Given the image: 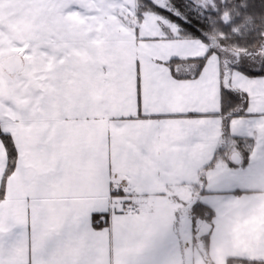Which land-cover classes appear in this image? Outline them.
Here are the masks:
<instances>
[{
  "label": "snow or ice",
  "instance_id": "obj_1",
  "mask_svg": "<svg viewBox=\"0 0 264 264\" xmlns=\"http://www.w3.org/2000/svg\"><path fill=\"white\" fill-rule=\"evenodd\" d=\"M260 8L264 11V3L260 4ZM124 9L127 16L134 17V20L127 22L137 41L154 46V50L160 53L150 56L151 62L168 68L166 79L153 76L146 79L142 64L137 59L135 114L130 113L129 119L156 124L179 121L183 128L195 133L200 120L224 113L227 105L230 115L225 118L229 121V129L231 120L237 117H249L264 123V49L252 53L245 49L236 54L235 64L230 63L225 68L218 61L212 67L216 50L207 48L198 52L190 47V42L181 35L183 30L191 29L197 35L201 33L192 28L188 15L171 4V0H133V3L125 0ZM212 11L219 13L220 8L213 5ZM121 16L124 18V10H121ZM223 22L228 23L227 20ZM204 27V24L200 25L201 29ZM260 38L264 39V30ZM164 45L168 47L162 48ZM256 68L259 70L255 71ZM213 75L221 107L217 112L210 113L200 107L198 95L204 83ZM233 108L236 111H232ZM134 142L138 145L141 141L137 138ZM0 150L3 152L0 163L4 168L0 174V264H20L16 252L27 244L29 229L33 251L32 255L25 251L23 264H37L35 246L44 236L46 228L43 206L33 191L34 186L51 180L49 198L55 201L58 196H63V204L71 207L68 195L85 186L86 169L78 161L64 125L49 118L48 127L42 128L39 122L29 119L27 112L3 96H0ZM37 161L40 168L33 166ZM41 170L49 175L42 177ZM110 176V208L94 207L86 217H79L72 212L61 211L60 205L54 204L55 211H50L49 215L57 219L61 228L67 226L66 239L63 240L67 246L79 248L87 244L89 234L111 232L115 216L142 214L151 209L152 205L141 199L142 192L137 191L138 180L128 178L132 173L121 176L119 172L110 170ZM258 177L264 179V136L252 138L247 156L226 162L222 169L200 178L192 189L194 198L180 200L188 209L190 225L202 223V236L211 242L220 210L226 212L233 200L241 199L236 195L238 190L244 193L255 190L251 185ZM10 182L25 189L23 213L18 211L19 196L9 197ZM29 195L32 199L27 198ZM113 197L116 199L113 200ZM17 228H22V231L16 232ZM137 234L145 246H163L166 242L165 235L159 231L145 233L140 229ZM57 235L60 233L57 232ZM239 258L252 260L253 264H264V258Z\"/></svg>",
  "mask_w": 264,
  "mask_h": 264
},
{
  "label": "crops",
  "instance_id": "obj_2",
  "mask_svg": "<svg viewBox=\"0 0 264 264\" xmlns=\"http://www.w3.org/2000/svg\"><path fill=\"white\" fill-rule=\"evenodd\" d=\"M58 46L56 42L49 43L43 37H39L36 41H30L26 48L18 49L21 51L7 55L22 54L23 68L13 74H8L1 68V62L7 56L0 57V96L18 105L29 114L30 120L39 122L42 128L48 127L49 118L57 124L64 125L66 133L71 137V147L75 149L78 161L86 169L87 183L85 186L68 195L71 207L63 204V196H58L55 201L49 198L51 180L34 186L33 191L43 206V220L46 228L44 236L35 246L37 264H184L183 259L175 254L174 243L180 235V226L173 225V221L179 213L188 220V209L180 200L193 197L192 189L202 178L201 173L208 168L209 162V157L198 150L199 146L192 144L193 140L196 139L198 145L204 148H210L212 157L209 166L214 167L217 159L220 158L225 163H230V156L233 152L239 153L241 158L244 157L237 147L235 138H257L259 137L258 132L229 135L231 140L228 142H225L226 132H212L215 137L212 139V146L209 144L211 132H195L194 134L186 132L178 136L154 135V132H141L143 134L111 132L114 125L121 124L115 122L118 118L109 116L106 117L107 119L101 118L91 113L93 109L87 114L74 113L79 103L70 104V108L66 110L65 101L61 96V82L55 71V65L58 63ZM206 46L208 48L207 44ZM220 107L221 101L219 100L218 108ZM71 108L74 112H70ZM206 111L215 113L216 110ZM209 116L221 117L224 128L226 122L229 123L228 119L223 116ZM237 119L242 121L241 126L246 127L249 119L252 118L237 117ZM120 128L123 129V126ZM149 136L153 138L152 145L149 143L151 141ZM137 138L141 141L138 145L134 142ZM164 139L167 140V148L162 149L160 147ZM175 140L178 146H175ZM117 141H121V144ZM220 148L223 151L217 156ZM165 156L167 167L170 170L173 168L179 170L174 181L161 179L164 167L162 159ZM2 157L3 152L0 150V158ZM33 166L40 168V162L37 161ZM110 170L119 172L121 176L132 173V176L128 178L138 180L137 191L142 192L141 199L151 204V209L142 214L115 216L111 232L89 234L87 244L79 248L67 246L63 243L66 239L67 226L61 228L57 219L49 215L50 211H55L54 204H59L61 211L86 217L87 212L94 207L107 206L110 208L108 194ZM3 171V164L0 163V174ZM41 171L42 177L49 175L46 171ZM137 174H139L138 177ZM251 187L255 190L247 193L238 190L236 195L241 199L233 200L227 211L240 213L239 219L234 221L238 227L247 230L252 228L255 231L261 229L264 232V179L257 178ZM24 191L22 186L10 182L9 197L19 196L18 211L20 213L24 210ZM27 198L32 199V196L29 195ZM223 211L225 210L221 209L220 214ZM196 226L192 225V234H194L192 239L195 244H197L195 241ZM140 229L145 233L162 232L166 237L165 244L156 247L145 246L137 234ZM15 231H22V228H17ZM57 232L60 233L59 236ZM49 235L50 238H47ZM261 238L264 239V236ZM239 241L241 244H246L247 249L250 247V250H254L255 245L260 244V253L250 257L264 258L262 240L251 238L247 240L248 242ZM25 251L28 255H32L31 229H29L27 244L24 248L17 249L16 252V258L20 264H23L25 260ZM231 258L232 264H251L252 262V260H243L239 257L225 256L217 259V262L213 264H228Z\"/></svg>",
  "mask_w": 264,
  "mask_h": 264
},
{
  "label": "rangeland",
  "instance_id": "obj_3",
  "mask_svg": "<svg viewBox=\"0 0 264 264\" xmlns=\"http://www.w3.org/2000/svg\"><path fill=\"white\" fill-rule=\"evenodd\" d=\"M126 2L133 3V0H126ZM124 3L125 0H0V57L21 51L18 49L26 48L30 41H36L39 37H43L49 43L56 42L59 46L55 71L61 82V96L65 101L66 110L70 108V104L79 103L78 109L75 108L74 112L71 108L70 112L87 114L93 109L91 113L101 118L108 116L118 118L115 122L121 124L114 125L111 132L140 134H143L141 132H154V135L173 134V136L189 132L181 126L179 121L156 124L152 121L129 119L130 113L135 114L134 82L137 59L142 64L146 79L153 76L164 80L167 78L168 68L151 62L149 57L160 53L154 50V46L137 41L127 22L134 20V17L126 15L127 10L124 9ZM121 10H124V18L121 16ZM186 40L190 42V47L198 52L207 49L206 44L201 40ZM213 43L216 45V42ZM260 49H264V42L256 50ZM256 50L248 52L252 53ZM223 53V59H220L216 53L213 55L212 67H215L218 61L222 65L221 62L224 59L234 61L239 52L225 48ZM219 100L220 94L213 75L202 86L198 102L203 110L212 112L220 109L218 108ZM221 121V117L208 116L198 122L196 132H211L209 142L211 146L213 145L212 139H215L212 132H226L225 142L231 140L229 135L232 133L253 134L258 132L257 139L264 136V123L254 119H249V124L243 127L240 124L242 121L234 118L231 120L230 129L228 122L224 128ZM120 126H123V129ZM148 138L151 139L149 143L152 145L153 138L150 136ZM117 142L121 144V141ZM166 142L167 140H162L160 148H167ZM192 144L199 146L200 153L209 157L208 168L201 173L202 177L209 176L223 168L225 162L221 158L217 159L214 167L209 166L212 157L210 148L198 145L196 139ZM178 145L175 140V146ZM165 162H167L166 156L162 159L164 167L161 179L174 181L179 170L177 168L170 170ZM197 177L199 178V175ZM239 214L233 211L230 213L223 211L218 218L215 234L211 242L208 241L207 244L205 243L206 238L202 236V223L197 225L195 233L197 244H195L189 218L187 220L179 213L173 221V225L180 226V235L174 243L176 256H180L184 264H213L217 262V259L225 256H257L260 253V244H256L255 249L250 250V247L247 249L246 244H241L239 240L247 241L255 238L264 242L261 238L264 232L261 229L255 231L252 228L247 230L238 227L234 221L239 219Z\"/></svg>",
  "mask_w": 264,
  "mask_h": 264
},
{
  "label": "trees",
  "instance_id": "obj_4",
  "mask_svg": "<svg viewBox=\"0 0 264 264\" xmlns=\"http://www.w3.org/2000/svg\"><path fill=\"white\" fill-rule=\"evenodd\" d=\"M193 2L195 1L171 0V4H175L182 13L188 15V22L192 24V28L201 33L197 35V32L191 29H184L181 33L184 39L202 40L208 45V48L216 50L215 53L220 59L224 57L223 49L225 48L240 53L245 49L256 50L264 42V39L260 38V33L264 30V11L261 10L260 4L264 3V0H223V2L222 0H212V5L208 3V0L200 1L206 3V10L195 6ZM213 5L220 8L219 13L212 11ZM223 20H227L228 23L225 24ZM201 24L205 25L203 29L200 28ZM213 42H216V45ZM227 61L224 59L221 62L225 68L230 63H236V59L231 62ZM232 111H236V108H233ZM237 114H239V110H237ZM219 115L223 117L230 115L227 105H225L224 113ZM235 139L241 155L247 156V150L252 146V139L239 137ZM222 151L220 148L217 156ZM208 211L211 213L210 210ZM205 243H208L207 239H205ZM232 262L231 258L228 264H232ZM250 263L253 264V261Z\"/></svg>",
  "mask_w": 264,
  "mask_h": 264
},
{
  "label": "water",
  "instance_id": "obj_5",
  "mask_svg": "<svg viewBox=\"0 0 264 264\" xmlns=\"http://www.w3.org/2000/svg\"><path fill=\"white\" fill-rule=\"evenodd\" d=\"M191 1V0H188ZM195 6L199 7L202 10H206V6L202 2H193ZM208 3L212 5V0H208ZM127 19V18H125ZM224 19V18H222ZM22 54L19 55H11L3 58L1 62V68L5 70L8 74H13L15 72L20 71L23 68L22 62ZM241 158L240 154L237 152H233L230 156V160H239Z\"/></svg>",
  "mask_w": 264,
  "mask_h": 264
},
{
  "label": "built area",
  "instance_id": "obj_6",
  "mask_svg": "<svg viewBox=\"0 0 264 264\" xmlns=\"http://www.w3.org/2000/svg\"><path fill=\"white\" fill-rule=\"evenodd\" d=\"M119 205H117V207H118ZM138 207V206H137ZM135 214V213H134Z\"/></svg>",
  "mask_w": 264,
  "mask_h": 264
}]
</instances>
